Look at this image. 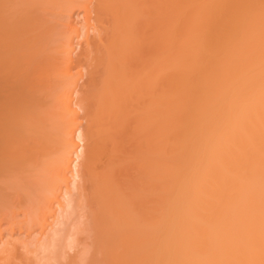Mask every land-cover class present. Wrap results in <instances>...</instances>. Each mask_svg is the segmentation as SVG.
<instances>
[{"label": "bare ground", "instance_id": "bare-ground-1", "mask_svg": "<svg viewBox=\"0 0 264 264\" xmlns=\"http://www.w3.org/2000/svg\"><path fill=\"white\" fill-rule=\"evenodd\" d=\"M0 264H264V0H0Z\"/></svg>", "mask_w": 264, "mask_h": 264}, {"label": "rangeland", "instance_id": "rangeland-1", "mask_svg": "<svg viewBox=\"0 0 264 264\" xmlns=\"http://www.w3.org/2000/svg\"><path fill=\"white\" fill-rule=\"evenodd\" d=\"M75 17H76V16H75ZM79 18H81V15H80ZM75 20H78V17H76ZM79 20H80V19H79ZM65 250H66V251H65L66 254H67L68 252L70 253V254H69V253L67 254V255H70V256H72V255L76 252V248H73V249H72V248H68V247H67ZM73 250H74V251H73ZM72 251H73V252H72ZM71 252H72V253H71Z\"/></svg>", "mask_w": 264, "mask_h": 264}]
</instances>
